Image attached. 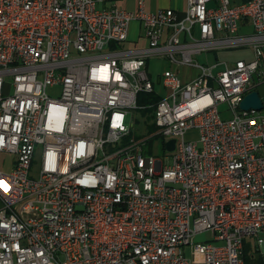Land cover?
I'll list each match as a JSON object with an SVG mask.
<instances>
[{
	"label": "built area",
	"instance_id": "2783aa9c",
	"mask_svg": "<svg viewBox=\"0 0 264 264\" xmlns=\"http://www.w3.org/2000/svg\"><path fill=\"white\" fill-rule=\"evenodd\" d=\"M208 1L187 0L179 18L144 0H0V157L12 155L0 264H244L246 238L264 260V100L240 108L263 53L264 0ZM243 19L251 34H238ZM133 20L145 46L122 45ZM247 45L251 60L194 58ZM153 56L197 74L153 76ZM140 92L158 99L138 104ZM148 107L155 135L174 139L163 156L130 136V111Z\"/></svg>",
	"mask_w": 264,
	"mask_h": 264
},
{
	"label": "crops",
	"instance_id": "0c3cea01",
	"mask_svg": "<svg viewBox=\"0 0 264 264\" xmlns=\"http://www.w3.org/2000/svg\"><path fill=\"white\" fill-rule=\"evenodd\" d=\"M246 0H230L232 4L244 2ZM117 6L127 9V10H135L138 7V0H112ZM219 0H209L207 5L209 7H215L218 4ZM187 6V0H144V8L147 11H157L159 9L171 8L175 11L176 15L181 18L184 15V10ZM253 32V28L248 20L243 19L239 23L238 27V34L246 35L251 34ZM125 47H139L146 45V39L143 34V27L139 21L133 20L130 23L128 37L125 41ZM251 46V45H249ZM236 47V48H242ZM232 49V48H230ZM229 49L219 50L216 52L211 53H202L198 54L201 56V61L205 63H211L214 61H226V62H233L237 59H244V60H251L254 57L253 47L251 46V50H241L238 55L227 53L226 51ZM263 53L261 56L260 64L258 70L252 75V85L253 89L257 90L264 100V46L262 48ZM246 51V52H245ZM148 60V70L150 66V62L158 61L162 64L163 69L172 67L176 72L179 67H188L193 69L192 74H186L184 77H181L183 80H189L194 77L197 72L195 73V68L189 66H177L171 64L165 57H157L153 56ZM151 68V67H150ZM162 69V70H163ZM152 71V72H151ZM152 68L149 70L151 75H157L160 72H154ZM197 71V70H196ZM178 73V72H177ZM195 73V74H194ZM221 108L224 109L225 106L221 105ZM1 205V201H0ZM243 249L245 252L243 253V262L244 264H264V260L257 249L254 240L252 238H246L243 244Z\"/></svg>",
	"mask_w": 264,
	"mask_h": 264
},
{
	"label": "rangeland",
	"instance_id": "374dc122",
	"mask_svg": "<svg viewBox=\"0 0 264 264\" xmlns=\"http://www.w3.org/2000/svg\"><path fill=\"white\" fill-rule=\"evenodd\" d=\"M125 44L126 42H124L122 45L125 47ZM248 49L251 50V46L247 45L242 48H232V49L227 50L226 52L230 54L238 55L241 50L247 51ZM194 58L198 61H201L200 55H196ZM150 67L153 70H156L154 72H161L163 69L162 64L159 63L158 61L150 62L149 70L151 69ZM192 70L193 69L188 68V67H179L177 72L180 77H184L186 74H192ZM196 72L197 71L195 70V73ZM155 74H153V76ZM48 93L50 96L54 97L58 94V90L49 89ZM130 112L132 116L131 118L128 117L129 120L127 119V123L130 129V136H133V137L137 136L142 139H145L150 136L152 140L150 142H145L143 145L145 152L157 154L159 156L165 155L166 150L164 148L163 139L155 135L157 128H155V125L153 124L152 116L148 113V111L131 110ZM131 121H133L132 125H130ZM196 136H197V132L194 129L188 130V132H186V137L195 138ZM40 151H41L40 145H36L35 146V158H34V163L32 166V172L30 173V176H35L37 174V168L39 167V160H40ZM11 158H12L11 154L2 153L0 157V169H9ZM206 236H209V233L197 234L194 237V241H201ZM184 248L185 250H187V246H185Z\"/></svg>",
	"mask_w": 264,
	"mask_h": 264
},
{
	"label": "water",
	"instance_id": "95a60500",
	"mask_svg": "<svg viewBox=\"0 0 264 264\" xmlns=\"http://www.w3.org/2000/svg\"><path fill=\"white\" fill-rule=\"evenodd\" d=\"M262 97L260 96L257 90H251L250 92L246 93L243 99L240 102V108L243 110L248 109H256L260 110L263 108ZM164 148L167 151H170L174 148V139H170L166 141L164 144Z\"/></svg>",
	"mask_w": 264,
	"mask_h": 264
},
{
	"label": "trees",
	"instance_id": "16d2710c",
	"mask_svg": "<svg viewBox=\"0 0 264 264\" xmlns=\"http://www.w3.org/2000/svg\"><path fill=\"white\" fill-rule=\"evenodd\" d=\"M157 99H158V97L156 95L150 94V93L140 92L137 95L138 104H147L149 102L152 103V102H155ZM150 110H151V108L148 107L144 111H150ZM244 252H245V250L243 249L242 256H243Z\"/></svg>",
	"mask_w": 264,
	"mask_h": 264
}]
</instances>
